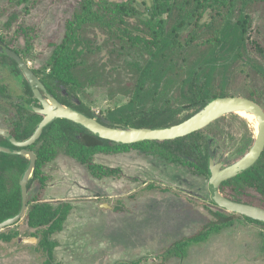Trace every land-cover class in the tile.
I'll use <instances>...</instances> for the list:
<instances>
[{"label": "rangeland", "instance_id": "1", "mask_svg": "<svg viewBox=\"0 0 264 264\" xmlns=\"http://www.w3.org/2000/svg\"><path fill=\"white\" fill-rule=\"evenodd\" d=\"M82 1L0 0V36L8 43L12 35L7 37L1 26L8 12L21 13L33 33L25 30L28 39L15 38L8 46L30 69L42 68L54 45L62 40L66 21L81 10ZM240 12L247 15L245 46L242 57L227 69L225 92L251 99L264 111V0H253L243 11L238 10L232 14L234 20ZM147 17L141 13L129 19L133 34H143L141 21ZM211 17L206 12L201 22ZM85 35L97 47L88 57V68L98 76L90 86L60 94L72 104L83 102L95 116H105L129 100L136 77L130 64L142 63L144 57L139 49H121L119 40L102 26L88 25ZM199 54L191 53V60L199 61ZM18 69L10 58L0 56V91L5 88L9 97L0 96V128L13 127L14 103L26 86ZM174 92L168 90L163 98ZM257 127L258 123L234 112L214 120L201 129L209 158L222 167L238 162L253 146ZM181 158L136 144L115 153L96 151L93 162L108 168L105 175L93 174L89 166L61 152L47 159L27 192V206L37 202L62 206L67 217L61 220V228L48 232L47 243L48 225L31 226L26 214L1 229L0 264H264V227L216 205L208 190L209 173L200 171L194 158ZM32 176L33 172L29 179ZM225 219L231 223L210 231L204 240L191 242L184 256L169 251L175 241ZM30 237L36 242L19 240Z\"/></svg>", "mask_w": 264, "mask_h": 264}, {"label": "trees", "instance_id": "2", "mask_svg": "<svg viewBox=\"0 0 264 264\" xmlns=\"http://www.w3.org/2000/svg\"><path fill=\"white\" fill-rule=\"evenodd\" d=\"M252 1L83 0L81 10L66 21L63 38L54 45L45 65L33 70L46 93L59 104L94 117L86 104H72L60 92L71 91L73 88L79 90L81 85L94 84L98 75L89 70L88 57L97 47L89 42L85 28L88 25L102 26L119 40L121 49H139L144 61L130 64L136 77L129 100L109 110L110 114L98 115L97 121L119 129L173 126L189 119L214 99L228 96L225 92L228 85L226 72L232 61L242 57L247 32V15L240 12L234 20L232 14L238 10L243 11ZM206 12L212 17L208 22H201ZM141 13L148 16L141 21L145 26L143 34H133L128 27L129 19ZM20 15L17 11L8 12L7 19L1 26L7 37L12 35L7 39L8 43L21 36L28 39V30L33 33V28H29ZM214 22L216 26L212 25ZM184 29L186 33H182L185 32ZM210 30L211 33L206 35ZM200 34L206 36L201 37ZM8 43L0 36V44L12 48ZM197 51H200V60L194 62L190 54ZM11 61L16 65L14 59ZM170 89L175 92L163 98ZM27 91H30L28 86ZM24 112L28 115L25 116ZM15 119L12 134L16 139L24 140L33 133L42 116L23 109L20 111V118ZM133 144L145 145L149 151L166 156H182L181 159L184 160L194 158L197 168L208 174L209 154L202 130L173 140H144ZM133 144L114 143L94 135L73 121L54 119L43 128L36 142L29 146L36 155V162L33 176L27 182V189L39 178L42 163L60 152L89 166L93 174L105 175L109 174L108 168L93 162L96 151L115 153ZM28 163L29 160L23 155L0 152V222L14 216L21 207L18 180ZM219 189L227 194L228 199L264 209V150L251 167L223 181ZM67 214L62 206L37 202L28 206L26 219L31 226L48 225L44 237V242L47 243L48 232L61 228L60 222L66 219ZM243 217L264 227L257 220ZM230 223L228 219L214 222L192 237L175 241L169 251L182 257L191 242L204 240L210 231H216ZM47 249L52 255L50 245Z\"/></svg>", "mask_w": 264, "mask_h": 264}, {"label": "water", "instance_id": "3", "mask_svg": "<svg viewBox=\"0 0 264 264\" xmlns=\"http://www.w3.org/2000/svg\"><path fill=\"white\" fill-rule=\"evenodd\" d=\"M0 54L11 57L17 63L18 68L24 74L29 85L39 97L41 106L33 107V110L43 116L41 121L37 124L33 133L28 138L22 141L15 139L9 133L8 130L0 128V135L7 137L14 146L20 148L19 150H17L0 145V152L16 155L28 154L30 156L28 159L29 163L26 169L21 174L19 180L21 207L18 213H16L14 216L8 217L0 222V230L15 224L18 220L21 219V217L25 213L27 182L29 180V176L34 170L36 161L35 153L32 150L27 149L26 147L33 144L40 137L43 128L54 119H68L70 121H73L74 123L81 125L96 136L110 140L114 143L126 145L141 142L144 140L163 141L185 137L195 131L203 129L214 120L220 118L221 116L229 112H233V110L238 107H241L245 110H251L255 115L256 119L258 120V131L256 139L250 151L238 162L232 165L222 167L221 163L214 164L213 161L210 160L208 167V173L210 175L208 181V190L210 193L211 200L216 205L229 212L249 217L264 224L263 208L228 199L224 197L219 190V185L221 182L228 180L251 167L258 160L262 151L264 150V111L253 100L245 97L231 95L225 97H218L211 101L205 108L201 109L189 119H186L173 126L162 128L137 129L113 128L97 121V116L95 115L94 117H89L72 107L59 104L47 93L45 94L46 98L39 96L38 88L43 90L44 88L40 84L38 78L33 74L32 70L29 68L27 62H25L17 52L4 45H0ZM47 99L53 100L57 105H59V107L56 109L49 108L47 105ZM209 106H211L209 110L202 112ZM19 240L23 242H36V238L34 237L23 238Z\"/></svg>", "mask_w": 264, "mask_h": 264}, {"label": "flooded vegetation", "instance_id": "4", "mask_svg": "<svg viewBox=\"0 0 264 264\" xmlns=\"http://www.w3.org/2000/svg\"><path fill=\"white\" fill-rule=\"evenodd\" d=\"M1 45V44H0ZM10 49H12V48H10ZM13 50V49H12ZM15 51V50H14ZM16 52V51H15ZM0 56H2V57H8V56H6V55H3V54H0ZM8 58H10L11 60H13L11 57H8ZM22 58V57H21ZM12 62V61H11ZM16 66H17V63H16ZM19 70V69H18ZM32 70V72H33V74L38 78V80H39V77H38V75L37 74H35V72H34V70L33 69H31ZM40 82V81H39ZM25 83H26V86H25V88H24V91H20L19 93V95L16 97V98H18L17 99V101H16V103H14L16 106H15V117H18V118H20V111H23V109H25V111L26 112H29V113H36V111L35 110H33V107H40L41 106V103H40V100H39V97L36 95V93L34 92V90L31 88V86L29 85V83H28V81H27V79L25 80ZM41 84V83H40ZM27 86L30 88V91H27ZM3 88V87H2ZM4 89L5 88H3V90H1L0 91V96H2L4 99H7V97H8V95L6 94V91L4 92ZM38 91H39V96H41V97H43V95L46 97V90H43V89H40V88H38ZM4 92V94H2ZM9 98V97H8ZM44 98V97H43ZM48 105V104H47ZM56 106H58V105H56ZM49 107V106H48ZM55 106H53V107H49V108H54ZM250 111V110H249ZM251 112V111H250ZM202 113V112H201ZM252 113V112H251ZM24 114H25V116L26 115H28L27 113H25L24 112ZM252 115L255 117V115L252 113ZM42 116V115H41ZM43 117V116H42ZM256 118V117H255ZM16 121V119H14V121H13V126H14V122ZM258 121V120H257ZM4 129V128H3ZM12 127L11 128H9V129H6V130H8L9 131V133L15 138V136L12 134ZM16 139V138H15ZM18 140V139H17ZM19 141H22V140H19ZM36 142V141H35ZM8 143L9 144H11V145H8ZM0 145H2V146H6V147H9V148H12V149H17V150H19L20 148L19 147H17V146H14L11 142H10V140L7 138V137H5V136H3V135H0ZM32 145V144H31ZM30 146V145H29ZM29 146H27L26 148L27 149H30L29 148ZM31 150V149H30ZM210 160H212L211 158H209V160H208V167H209V162H210ZM213 161V160H212ZM36 162V161H35ZM222 183V182H221ZM220 183V184H221ZM220 186V185H219ZM27 192H28V189H27ZM224 197H226V198H229L228 196H227V194L226 195H223ZM26 201H27V198H26ZM27 208H28V206H27V203H26V210H25V213H24V215L26 214V211H27ZM23 215V216H24ZM22 216V217H23ZM21 217V218H22ZM20 220H18L17 222H19ZM16 222V223H17Z\"/></svg>", "mask_w": 264, "mask_h": 264}, {"label": "bare ground", "instance_id": "5", "mask_svg": "<svg viewBox=\"0 0 264 264\" xmlns=\"http://www.w3.org/2000/svg\"><path fill=\"white\" fill-rule=\"evenodd\" d=\"M47 104H48V106L49 107H53V106H55L54 108H51V109H56V108H58L59 107V105L58 106H56L57 104L53 101V100H51V99H47ZM211 108V106H209V107H207L205 110H203L202 112H204V111H207V110H209ZM251 111V110H250ZM249 110H245V109H243V108H241V107H238V108H236V109H234L233 110V112L234 113H236V114H238V115H240V116H243V117H245V118H247L248 120H251V121H254L255 122V124H257L258 122H257V119L252 115V113L250 112ZM201 114V113H200ZM256 128V127H255ZM258 128V127H257Z\"/></svg>", "mask_w": 264, "mask_h": 264}]
</instances>
